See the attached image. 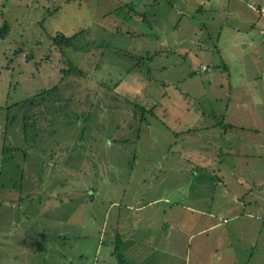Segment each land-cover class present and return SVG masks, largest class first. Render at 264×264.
<instances>
[{
  "label": "rangeland",
  "instance_id": "rangeland-1",
  "mask_svg": "<svg viewBox=\"0 0 264 264\" xmlns=\"http://www.w3.org/2000/svg\"><path fill=\"white\" fill-rule=\"evenodd\" d=\"M247 3L0 0V264H264V15ZM246 18L259 43L235 48Z\"/></svg>",
  "mask_w": 264,
  "mask_h": 264
},
{
  "label": "trees",
  "instance_id": "trees-1",
  "mask_svg": "<svg viewBox=\"0 0 264 264\" xmlns=\"http://www.w3.org/2000/svg\"><path fill=\"white\" fill-rule=\"evenodd\" d=\"M254 5V4H252ZM258 11L259 14L260 13V8L262 6H264V4H261V5H257L255 4L254 5ZM8 32V25L6 23L3 24L1 30H0V35L3 36L5 35L6 33ZM264 32V31H263ZM70 41H71V37L70 36H67V35H63V34H56L53 38H52V42L53 44H55L56 46L58 47H62L63 45L65 46H68L70 44ZM68 68L67 69H64V75H67V74H71V73H77L79 75H83V72L82 70H79L77 68H75L74 66H72L70 63H68ZM58 89V85H54L53 87L51 88H47V89H42L41 92L39 94H37L36 96H33V97H30V98H27L25 99L22 103L23 104H28V106H35L37 104H39L37 101L40 100V101H44L48 95L50 94H47L48 92L52 91H56ZM47 94V95H45ZM39 98V99H38ZM28 115H25L23 117V122H24V125H23V135H24V138L25 139H28L29 138V120L27 119ZM33 117V116H32ZM28 126V127H27ZM5 149V148H4ZM116 256V259H117V264H136L132 261H130L127 257H125L123 254L121 253H118L117 251L113 252ZM140 264H146V263H140Z\"/></svg>",
  "mask_w": 264,
  "mask_h": 264
},
{
  "label": "crops",
  "instance_id": "crops-1",
  "mask_svg": "<svg viewBox=\"0 0 264 264\" xmlns=\"http://www.w3.org/2000/svg\"><path fill=\"white\" fill-rule=\"evenodd\" d=\"M240 1H243V0H240ZM241 4H243V5H245V2H243V3H241ZM252 4H257V5H261V4H264V0H252V3H247L246 4V6H247V8L248 9H250V11H252L253 12V10L251 9V6H254V5H252ZM248 17V16H247ZM258 16L256 15V18H257ZM250 19H253V15H252V17L250 18ZM258 19V18H257ZM243 21H244V19H242V21L240 22V24H236V26H235V28H233V30H235V32H236V34H238V36H245L243 39H240V42L239 43H234L233 45H234V47L235 48H241V47H244V48H246V47H248V46H251V45H254V46H256L258 43H259V40H254V38H250V36H252V35H249L248 37H247V33H244L243 32V30H247L248 29V25H249V23L251 22L250 20H248L247 18H246V21H248V23H246V25L243 23ZM254 24V23H253ZM252 26V25H251ZM247 27V28H246ZM250 29V28H249ZM252 30V29H251ZM262 31H264V29H260L259 30V33H262ZM254 46H251V47H254ZM239 51V50H238ZM240 55V54H239ZM238 55V59L239 60H241V57ZM233 59H234V57H233ZM257 59H260L259 57L257 58ZM238 60V61H239ZM238 61H234L235 63H234V65H233V67H232V69H231V72L233 73V70H234V73H235V75H237V80L236 81H239L240 79H242V78H240V77H242L243 75H245L246 73H248V72H244L245 70H247L245 67H244V64H243V62H239V63H237ZM202 69V68H201ZM227 69V68H226ZM225 69V70H226ZM203 70V69H202ZM204 70H208V68L207 69H204Z\"/></svg>",
  "mask_w": 264,
  "mask_h": 264
},
{
  "label": "built area",
  "instance_id": "built-area-1",
  "mask_svg": "<svg viewBox=\"0 0 264 264\" xmlns=\"http://www.w3.org/2000/svg\"><path fill=\"white\" fill-rule=\"evenodd\" d=\"M252 9H254V10L257 11V9H256L255 6H252ZM260 13L264 15V6H262V7L260 8ZM262 32H263V31H262ZM202 69H203V70H204V69H207V67L202 66Z\"/></svg>",
  "mask_w": 264,
  "mask_h": 264
}]
</instances>
